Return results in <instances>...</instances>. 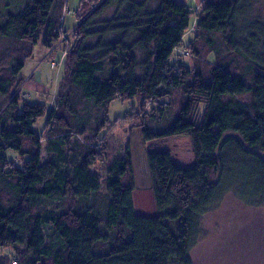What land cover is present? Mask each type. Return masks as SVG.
Instances as JSON below:
<instances>
[{
  "label": "trees",
  "instance_id": "16d2710c",
  "mask_svg": "<svg viewBox=\"0 0 264 264\" xmlns=\"http://www.w3.org/2000/svg\"><path fill=\"white\" fill-rule=\"evenodd\" d=\"M255 2L203 0L185 55L197 61L199 46L207 47L215 57L204 70L171 61L189 28L186 5L80 0L47 111L18 96L3 105L22 86L34 47L49 51L58 41L67 0H5L0 42L13 51L0 54V248L12 256H0V264H192L200 218L225 184L243 182L264 196V25L244 20ZM221 45L243 60L238 74L233 60H218ZM116 98L162 102L140 130L153 216L134 211L128 149L108 156L93 145L105 136ZM45 116L42 147L34 125ZM173 138L189 140L190 166L150 145Z\"/></svg>",
  "mask_w": 264,
  "mask_h": 264
},
{
  "label": "rangeland",
  "instance_id": "374dc122",
  "mask_svg": "<svg viewBox=\"0 0 264 264\" xmlns=\"http://www.w3.org/2000/svg\"><path fill=\"white\" fill-rule=\"evenodd\" d=\"M177 1L186 5L191 12V17L189 28L184 33L180 46L174 51L171 61L181 62L188 67H193L197 62L201 69L206 70L207 62L212 64L215 57L207 47L202 44L199 46L200 55L197 61L191 54L185 55L186 48L196 33L194 14L195 11H200V8L196 10V7H203V2L199 0L198 3H202L200 5L196 0ZM4 2L5 0H0V7ZM79 3L80 0H67L62 12L60 36L54 47L49 50L50 55L48 50L40 44L34 47L32 57L25 61L19 75L23 81L22 86L20 87V84L11 91L3 107L16 96L19 98V103L42 102L47 111L54 107L56 94L64 76V56L68 39L78 24L76 13ZM251 10H253L251 14L248 13V17L244 20L254 18L264 25V0H256ZM6 47L8 52L13 51L12 44L2 41L0 54ZM218 47L219 61L224 63L233 60L230 66L233 74H238L244 69L245 64L240 57L224 50L222 45ZM3 67L5 65H0V68ZM161 104L162 102L159 103V101L141 103L136 99H114L108 106L109 122L102 131L105 136L93 141L94 147L101 153L106 150L108 156L123 154L128 149L136 186L132 197L133 206L135 213L140 216H153L155 213L145 162L147 145L143 143L140 136L141 124L143 121L148 122L150 114L154 113L157 107L162 106ZM46 118V116L40 118L34 125L41 137L42 147L49 133L45 125ZM150 145L167 149L176 165L186 167L192 164V150L187 138H173ZM7 157L14 160L18 166L21 165L12 152H7ZM240 183L231 181L225 184L220 190V197L200 218L190 251L192 264H264V196L250 193L251 190L245 187L246 184ZM0 256H12L11 249L0 248Z\"/></svg>",
  "mask_w": 264,
  "mask_h": 264
},
{
  "label": "crops",
  "instance_id": "0c3cea01",
  "mask_svg": "<svg viewBox=\"0 0 264 264\" xmlns=\"http://www.w3.org/2000/svg\"><path fill=\"white\" fill-rule=\"evenodd\" d=\"M178 2H179V1H178ZM196 2L198 3L199 0H196ZM202 2H203V0H202ZM198 4L201 5L202 3H198ZM198 4H197V5H198ZM197 5H196V6H197ZM199 8H200V10H201L202 7H196V10L199 9ZM65 21H66V20H65V18H64V22H65ZM63 28H64V24H63ZM48 55H50V51H48ZM42 88H43V87H42Z\"/></svg>",
  "mask_w": 264,
  "mask_h": 264
},
{
  "label": "built area",
  "instance_id": "2783aa9c",
  "mask_svg": "<svg viewBox=\"0 0 264 264\" xmlns=\"http://www.w3.org/2000/svg\"><path fill=\"white\" fill-rule=\"evenodd\" d=\"M53 66V65H52Z\"/></svg>",
  "mask_w": 264,
  "mask_h": 264
}]
</instances>
